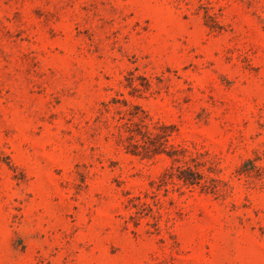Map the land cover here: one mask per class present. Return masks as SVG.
<instances>
[{
  "label": "rangeland",
  "instance_id": "1",
  "mask_svg": "<svg viewBox=\"0 0 264 264\" xmlns=\"http://www.w3.org/2000/svg\"><path fill=\"white\" fill-rule=\"evenodd\" d=\"M249 160L264 0H0V264H264Z\"/></svg>",
  "mask_w": 264,
  "mask_h": 264
},
{
  "label": "trees",
  "instance_id": "2",
  "mask_svg": "<svg viewBox=\"0 0 264 264\" xmlns=\"http://www.w3.org/2000/svg\"><path fill=\"white\" fill-rule=\"evenodd\" d=\"M138 137H140V138L138 139ZM144 137H147L149 140V139H152V137H155V135L153 133H151L150 131H147L144 134H142L141 132H138L137 134L132 135V139L136 140L135 141L136 144L134 146L137 150H139L140 148L146 149L145 145H147V139H145ZM140 141H142L144 145H141ZM133 153L136 154L137 152H133ZM263 170H264V167L257 166L254 160H249L240 169V174L241 175H250L252 173H260ZM187 174H188L187 177L186 176H177L178 180L183 182L184 185H186V186L200 185L201 180H202V176L197 171H194L189 167L187 170Z\"/></svg>",
  "mask_w": 264,
  "mask_h": 264
}]
</instances>
